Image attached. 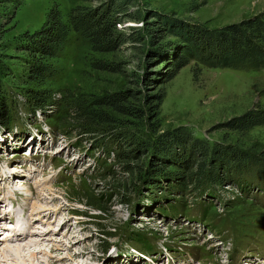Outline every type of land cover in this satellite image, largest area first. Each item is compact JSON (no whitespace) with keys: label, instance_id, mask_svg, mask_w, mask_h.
Returning <instances> with one entry per match:
<instances>
[{"label":"rangeland","instance_id":"1","mask_svg":"<svg viewBox=\"0 0 264 264\" xmlns=\"http://www.w3.org/2000/svg\"><path fill=\"white\" fill-rule=\"evenodd\" d=\"M107 1L0 2V94L6 101L12 99L11 106L6 102L10 122L0 123V264H264L260 167L250 165L229 174L230 184L206 181L200 193L191 184L167 190L166 182L146 174L147 166L131 174L112 162L102 163L106 148L80 135L66 118V98L73 93L91 98L123 88L157 92L133 81V71L144 72L139 43L127 42L115 53H97L88 40L72 32L57 57L44 58L53 66L54 77L42 84L30 81L31 54L22 43L28 33L43 26L48 12L58 8L67 21L73 7H98ZM202 1L134 0L130 7L174 12L211 27L264 10V0ZM142 24L126 20L118 27L131 33V26ZM101 59L118 62L125 74L97 69ZM164 90L163 103L146 110L143 118H128L129 129L143 131L154 142L187 127L211 143L264 158V124L252 128L248 136L226 125L252 107L264 108V67L199 71L191 62ZM34 91L54 95L49 107L35 113L26 97ZM153 184L164 187L171 204L158 200L162 194L156 195ZM125 193L129 194L124 197ZM14 222L16 229L9 232ZM137 234L144 236L151 251L133 240ZM19 245L16 254L12 248Z\"/></svg>","mask_w":264,"mask_h":264},{"label":"trees","instance_id":"2","mask_svg":"<svg viewBox=\"0 0 264 264\" xmlns=\"http://www.w3.org/2000/svg\"><path fill=\"white\" fill-rule=\"evenodd\" d=\"M4 1L11 0H0ZM133 2L108 0L98 7L77 5L71 9L67 21H63L58 8H52L43 26L33 34L28 33L22 43L31 54L28 58L30 81L42 84L46 79L54 77L53 66L44 58L57 57L72 37V32L88 40L91 49L97 53H115L127 42L134 41L141 46L144 72L133 71V81L147 89L154 87L157 92L144 93L137 88H123L91 98L74 93L66 98L69 100L66 117L69 123L80 135L106 148L101 162H112L113 166L131 174H139L147 166L149 172L146 174L155 181L166 182L167 190L176 186L185 188L191 184L199 193L202 189L200 186L206 181L223 185L228 182L229 174L250 165L260 167L264 174V158H257L229 144L211 143L206 138L197 137L187 127L168 132L154 141V145L148 134H143V131L137 133L127 126L130 123L129 117L143 118L146 110L163 103L166 96L164 85L191 62H195V70L199 71L203 67L263 68L264 10L239 22L211 27L182 18L174 12H163L151 7L132 11L130 6ZM126 20L143 24L131 26L132 32L126 33L118 27ZM95 66L103 71L125 74V70L115 61L101 59ZM150 67L152 72L149 71ZM26 97L33 107V113L46 109L54 100L53 94L44 91L28 92ZM0 99V123L9 124L11 114L7 104L10 105L12 99L6 101L1 94ZM263 124L264 108L261 107H252L226 123L229 129L242 136H248L252 128ZM131 179L133 186L134 178ZM153 185L159 192L156 195L162 194L158 200L172 202L171 197L163 195L164 187ZM149 199L155 200L151 197ZM95 207L102 210L99 205ZM143 237L137 234L133 240L151 251L153 247L145 243Z\"/></svg>","mask_w":264,"mask_h":264},{"label":"bare ground","instance_id":"3","mask_svg":"<svg viewBox=\"0 0 264 264\" xmlns=\"http://www.w3.org/2000/svg\"><path fill=\"white\" fill-rule=\"evenodd\" d=\"M24 206H25V205H24ZM25 208H26V206H25ZM28 210H29V209H28ZM7 212H8V211H7ZM25 215H26V214H25ZM10 217H11V216H10ZM15 217H16V216H15ZM8 218H9V217H8ZM18 221H19V220H18ZM14 227H16V225H14ZM30 228H31V227H30ZM27 230H28V229H27ZM28 231H29V230H28ZM9 234H10V233L7 234V237L9 236ZM7 237H6V238H7ZM19 238H20V237H19ZM26 238H28V237H26ZM20 239H21V238H20ZM18 240H19V239H18ZM26 240H27V239H26ZM24 242H25V241H24ZM6 243H7V242H6ZM16 245H17V244H16ZM16 245H15V246H16ZM24 247H26V246H24ZM32 247H33V246H32ZM21 248H22V246L20 247V245H19L18 247H14V248H12V251H15L14 253H16V254H20V250H21ZM26 249H29V248H26ZM30 249H31V248H30ZM31 250H32V249H31ZM29 251H30V250H29ZM40 251H41V250H40ZM5 252H6V251H5ZM42 252L44 253L45 251H42ZM30 253H31V252H30ZM32 254H33V253H32ZM32 254H31V255H32ZM33 255H35V254H33ZM17 256H18V255H17ZM17 256H16V257H17ZM50 256H51V255H50ZM34 257H36V256H34ZM17 258H19V257H17ZM21 258H22V257H21ZM30 258H31V256H30Z\"/></svg>","mask_w":264,"mask_h":264}]
</instances>
